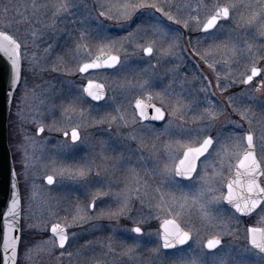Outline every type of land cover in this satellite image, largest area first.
<instances>
[{
  "label": "rangeland",
  "instance_id": "374dc122",
  "mask_svg": "<svg viewBox=\"0 0 264 264\" xmlns=\"http://www.w3.org/2000/svg\"><path fill=\"white\" fill-rule=\"evenodd\" d=\"M124 4L143 6L124 19ZM216 4L236 7L230 9L227 22L202 34L201 25L197 28L195 19L189 18L206 20ZM109 6L121 15L109 18ZM258 7L257 0H0V31L19 43L21 57V78L7 121L9 128L19 124L22 135V140L12 142L20 190L19 264H191L197 259L200 264H264V256L248 246L247 224L240 217L238 225L233 223L230 232L219 236L223 245L215 252L197 247L222 231V226L204 219L196 202L199 176L206 173L212 187L224 192L237 155L245 148L238 138L247 132L253 135L258 159L264 158V93L257 92L255 98L244 95L248 86L239 82L242 74L249 73L253 54L264 46L260 34L264 19L248 23ZM184 20H189V27H184ZM154 25L179 34L174 51L182 53V62L162 55L173 41L153 33ZM151 43L154 51L145 56L141 46ZM101 52L120 55L118 66L80 75V64ZM197 52L207 56V63ZM255 59L262 72L253 89L264 80V60ZM176 65L179 70L173 73ZM185 78L187 83L182 84ZM87 79L105 85L107 94L99 104L89 103L82 93ZM144 81L149 84L142 89L138 85ZM208 82L206 97L199 89ZM168 86L185 103L194 98L197 102L182 117L173 118L181 127L163 134L167 112L161 124L139 123L132 104ZM209 100L218 113L212 121L200 118ZM152 102L160 106L159 101ZM233 108L247 110L248 118L242 119ZM38 126L45 128L43 134L36 132ZM77 126L79 142L62 138V132ZM206 135L212 136L213 146L198 161L193 178L169 179L163 172L165 163H172L169 146L176 162L186 147ZM221 145L227 155L217 157ZM85 166L90 171L81 179L75 174ZM60 169L70 174L61 175ZM46 175H53L52 185L44 182ZM137 187L127 215L100 218L102 212L118 210V194ZM173 200L178 203L173 205ZM78 208L83 211L78 213ZM213 211L225 221L233 214L222 202ZM81 215L89 218L80 221ZM167 217L192 235L185 247L169 252L161 250L158 232L160 221ZM249 217L254 225L264 226V208ZM55 222L68 232L63 248L52 243L55 238L48 232ZM133 226L142 228V233L134 234ZM29 248L31 259L25 260Z\"/></svg>",
  "mask_w": 264,
  "mask_h": 264
},
{
  "label": "snow or ice",
  "instance_id": "6c2138e0",
  "mask_svg": "<svg viewBox=\"0 0 264 264\" xmlns=\"http://www.w3.org/2000/svg\"><path fill=\"white\" fill-rule=\"evenodd\" d=\"M257 4L259 5L258 11L252 12L251 18L248 20V23H251L252 20L259 17V19H264V0H257ZM143 5H136V4H124L122 5L123 9V16L124 19H129L132 14L136 11L137 8L142 7ZM153 7H156V5H152ZM236 7L232 4H225L221 6L220 4H216L213 6V12L209 15V17L206 20H199L196 18H189V19H195V23L197 28L200 27V25L203 26V30L205 32L214 29L217 27L218 22L222 18H228L230 15V9ZM249 8H252V5L248 6ZM157 10L161 11V9L157 8ZM109 18H112V15H115L116 17H119L121 15L120 11L114 12L112 10V7L109 6ZM168 15V18L173 20V16L169 13H165ZM101 16L106 15L104 11L100 12ZM175 23L180 24V20H176ZM184 27H189V20L183 21ZM152 32L155 34H159L164 39H170L173 41L172 44H170L169 48L167 50H164L162 55H172L175 56L178 60H181L182 62V53L176 52L174 49L176 47H179V44L177 43L179 40V34L175 33H169L166 28H164L161 25H154L152 27ZM261 35H264V28L261 29L260 32ZM132 33L129 34L128 39H131ZM12 44V41H10L6 37H0V53H7L9 56L12 55L10 45ZM154 43H151L149 46H141L143 47V51L149 55H151L154 51ZM78 48L82 47L80 45L77 46ZM250 48L252 46H249ZM200 56L202 60L207 63V56L201 55L199 52L196 53ZM233 55H235V49H233ZM259 56L261 60H264V46H261L259 52L253 54V60H252V66L250 68V74L244 73L241 75L239 82L241 84L247 85L248 88H246L244 95H248L251 93L252 98H255V94L257 92L264 93V80H262L257 87L254 89L252 88V84L254 82V77H257L261 75L262 70L257 68L255 66L256 59L255 57ZM120 62V57L117 55H103L97 56L95 59L91 60L90 62L86 64H82V66L79 67V72L82 74H86L89 72V70H95L99 69L102 66L112 67ZM209 68H213V64L208 65ZM179 65H176L171 71L173 73L178 72ZM206 80V78H205ZM219 80L220 77L217 75V87H219ZM187 83V79L182 82ZM149 84V81H144L140 85H138L140 88H147ZM210 82L205 83L199 91L204 93L205 96L210 93ZM104 88L105 85L95 83L92 80H89L87 83V86L83 87L82 93L86 94L88 97H91L94 100H100L104 97ZM173 97H176L175 101L173 102ZM148 102L145 103L141 99H136L134 110L135 112H138V116L141 118L142 121H165L166 120V112H167V123L164 125L162 132L163 134H169L174 128L181 127L180 125L176 124L174 117H182L186 110H189L192 106V104L196 103L197 101L195 98L189 102L185 103L181 98L180 94L176 93L172 90L171 86L166 87L162 92L151 94L147 97ZM153 100H157L160 103V106H156L154 103H152ZM229 100H232V97H229ZM167 105V107H165ZM208 107L204 108L201 111L200 118L201 119H208L210 121L215 120L218 113L215 111V106L212 104V102L208 101ZM153 110V115H148V110ZM233 111L237 112L242 119L248 118V112L247 110H242L238 108H233ZM81 115H83L81 113ZM115 119V118H113ZM251 123V121H249ZM211 127V125H208ZM78 127H73L71 130V140L72 141H78L81 139L80 134L78 132ZM61 129H58L60 131ZM37 132L40 134H43L45 132V128L43 126L37 127ZM64 135L67 136L68 133L65 130ZM244 139L247 141V150L244 152L242 158L237 155V158L239 159V164L237 167V171L235 173V179H232L227 182V194L225 195L222 187L221 188H215L212 187L211 181L207 174H203L199 176V188L197 192V198L196 202L200 204V208L203 212L204 219L210 223V224H218L222 226V231L219 232L217 237L213 239H209L207 241L206 245L197 244V247L200 248H208V249H214L218 245L221 244V240L219 238L220 235L227 234L230 232L231 225L233 223L239 224L240 215H250L253 213L254 210H256L258 207L264 208V158H261L260 160H257L255 152H254V145H253V135L249 133L246 137H239L238 141L242 142ZM261 150L264 152V136L261 138ZM67 141L61 142V146L63 147L64 144ZM213 146V138L211 136H206L202 138V143L200 144V147L198 148H189L187 151H184L182 153L183 158L179 159V164H175V159L178 157L174 155L171 151V146H169V156L168 159L172 161L171 164L165 163L163 172L164 174L171 180L177 181L176 178H184V179H192L193 173L197 172V160L203 156L205 153L209 151V148ZM227 155L225 153L224 146L221 145L219 151L216 152L217 157H224ZM223 159H221V163H223ZM27 166V165H25ZM90 171V169L85 166L83 168H80L76 172V176L83 179L87 176V173ZM65 173H69L68 169H60L59 174L64 175ZM14 174V173H13ZM70 174V173H69ZM47 183L51 185L53 183V175L46 176ZM137 185H139V180L136 181ZM134 191H139V188H131L125 191L123 194H118V198L121 200L120 206L118 210L112 211V212H102L101 217L107 216L108 218H111L113 216L118 215H127V210L129 209V204L132 197V193ZM219 193V194H217ZM98 195H103V193H97ZM95 197L93 198V203L90 205L93 209L95 208ZM222 201H226L227 204H229L233 209L234 212L231 216L227 217V220L219 219L217 214L213 211V209L218 208V206L221 204ZM173 205H176L178 202L176 200H173ZM184 203H187L186 201ZM83 209H77V212H82ZM3 216V234L0 235V244H2V251H0V264H19L18 259V241L20 240V237L16 235H12L9 237L8 235V221L9 218L12 222V228L15 232L16 228L19 227V222L17 220V217L20 216V205L19 202H13L9 201V206L6 210V213L2 214ZM89 217L86 216H79L78 219L80 221L86 220ZM67 227H71V225H66ZM134 232H141L142 228L139 226H136L132 229ZM51 233L54 235V237H58V244L60 248H63L65 246L66 241L69 239L68 234L65 232V227H62L59 224H53L51 227ZM247 233V240L248 242L254 247L258 248L261 251H264V227H249L246 229ZM160 239L162 240V244L164 248H174L177 245H185L187 244L191 239L192 235L189 231H186L179 222H177L176 219H165L163 221V232L160 235ZM52 243H56V240L54 239ZM11 253V256L8 255V253ZM32 250L26 249L24 252L23 258L25 260L31 259ZM191 264H200L199 260H192Z\"/></svg>",
  "mask_w": 264,
  "mask_h": 264
},
{
  "label": "water",
  "instance_id": "95a60500",
  "mask_svg": "<svg viewBox=\"0 0 264 264\" xmlns=\"http://www.w3.org/2000/svg\"><path fill=\"white\" fill-rule=\"evenodd\" d=\"M227 19L228 18H226V19L225 18H222L221 20H227ZM201 31L202 32H205L203 30V26L201 27ZM0 37H6L10 41H12V44L10 45V49H11L12 55L9 56L7 53H0V235H2L3 234V231H4V228H3L4 221H3L2 214L3 213H6V210H7L8 206H9V201H13V202H17L18 201L19 202V205H20V195H19V188H18L17 178H16V174H15L14 167H13L10 150H9V147H8V144H7V119H8V114H9V109H10V104H11V100H12L13 93H14V91H15L18 83H19V80H20V74H21V57H20L19 43L12 36H10L9 34H7L6 32L0 31ZM101 54H103V55L106 56V55H109L110 53H107V52L99 53L96 56H94L91 60L95 59L97 56H100ZM145 54L146 55H149L147 53H145ZM111 55H115V54H111ZM90 61H88V62H90ZM88 62H85L83 64H86ZM80 66H82V64ZM116 66H117V64L114 65V66H112V67L102 66L101 68L95 69V70L97 71V70L112 69V68H114ZM78 71H79V69H78ZM89 71H93V70H89ZM88 81L89 80H86V82L84 83L83 87L87 86ZM92 81H94L95 83L102 84L101 82H98L96 80H92ZM84 95L91 102H93V103H100L106 97V89L104 88V97H103V99H100V100H94L91 97H88L86 94H84ZM135 101L132 104L133 110H134V106H135ZM143 101L145 103L148 102V100H143ZM153 114H154L153 113V110L152 109H149L148 110V115L151 116ZM135 115L138 118L139 123L161 124L163 122V121H152V120L142 121L141 118L138 116V112H135ZM70 139H71V130H70ZM72 142H74V141H72ZM245 142H246V145H247L246 139H245ZM200 144H198L196 146L186 147L182 151V153L184 151H187L189 148H193V149L194 148H198V147H200ZM246 150H247V147L244 150V152ZM244 152H243V154H244ZM243 154H242V156H243ZM203 156H201L200 158H202ZM242 156H241V158H242ZM182 158H183V155L181 154V157L179 159H182ZM179 159L176 161L175 164H177V165L179 164ZM199 159L197 160V164H198ZM238 164H239V161L234 165L232 175L226 180V183H225V193H224L225 195L227 194V182L230 181V180H232V179H235V173L237 171ZM193 175H194V173H193ZM177 179L189 180V179H184V178H179V177ZM44 182L46 184H48L47 183V180H46V176L44 177ZM223 203L226 206L230 207L234 211V209L229 204H227L226 201H223ZM238 215H240V214H238ZM241 216H244V215H241ZM165 219H174V218H171V217L164 218V219H162L160 221V223L158 225L159 241H160V247H161V249L162 250H172V249H176V248H180V247L185 246L186 244L185 245H177L174 248H164L163 247L162 240L160 239V235L163 232V221ZM17 220H18V222L20 221V216L17 217ZM53 224H59V223H56V222L55 223H52L49 226V228H48V232L54 237V235L51 233V227H52ZM8 225H9V227H8L7 231H8L9 237H11L12 235H16V236L20 237V227L16 228V230L14 232L13 231V228H12V222H11V219L10 218H9V221H8ZM59 225H61V224H59ZM61 226L64 227L63 225H61ZM134 227H136V226H133L132 229ZM249 227H254V226H249ZM258 227H260V226H258ZM65 232L67 233L66 228H65ZM132 232L134 234H136V235H140L142 233V231L139 232V233L134 232V231H132ZM54 238L56 240L57 246L59 247L58 237H54ZM213 238H215V237H210V238L206 239L205 242H204V245L207 244V241L209 239H213ZM66 243H67V241H66ZM66 243H65V245H66ZM18 244H19V241H18ZM219 246L220 245H218L214 249H208L206 247H204V249L207 250V251H213V250L217 249ZM250 246L252 248H254L251 244H250ZM254 249L257 250V251H259L260 253L264 254V251H261L258 248H254ZM0 251H2V244H0ZM8 255L11 256V253L9 252ZM10 264H11V261H10Z\"/></svg>",
  "mask_w": 264,
  "mask_h": 264
},
{
  "label": "flooded vegetation",
  "instance_id": "af4514ba",
  "mask_svg": "<svg viewBox=\"0 0 264 264\" xmlns=\"http://www.w3.org/2000/svg\"><path fill=\"white\" fill-rule=\"evenodd\" d=\"M221 6H223V5H221ZM209 17V16H208ZM207 17V18H208ZM229 18H230V15H229V17H228V19L227 20H221V21H219L218 22V24H217V27L220 25V24H222V23H225V22H227L228 20H229ZM201 27H202V25H201ZM201 27H200V32L202 33V34H206V33H210L211 31H213L214 29H211V30H209V31H207V32H202L201 31ZM216 27V28H217ZM101 53H103V52H101ZM107 53H110V54H115V55H117V56H119L120 57V55H118V54H116V53H112V52H107ZM142 53L145 55V56H149V55H146L145 53H144V51H143V49H142ZM99 54V53H98ZM97 55V54H96ZM96 55H94V56H96ZM93 56V57H94ZM92 57V58H93ZM91 58V59H92ZM90 59V60H91ZM121 59V58H120ZM90 60H88V61H90ZM88 61H85V62H88ZM85 62H83V63H85ZM83 63H81V64H83ZM80 64V65H81ZM119 64V63H118ZM118 64H117V66H118ZM116 66V67H117ZM116 67H114V68H112V69H106V71L107 70H113V69H115ZM257 68H259V69H261L259 66H256ZM78 69H79V67H78ZM98 71H104V70H93V71H89L88 73H86V74H89V73H93V72H98ZM78 73L80 74V75H85V74H81L79 71H78ZM248 74H250V70H249V73ZM260 76V75H259ZM259 76H257V77H254V79H256V78H258ZM20 78H21V74H20ZM87 80H93V79H87ZM85 82H86V80H85ZM84 82V83H85ZM260 83V82H259ZM84 85V84H83ZM241 86H247V85H244V84H241ZM238 88H240L239 86H237ZM17 88V87H16ZM235 88H236V86H235ZM234 88V89H235ZM82 89H83V87H82ZM16 90V89H15ZM106 94H107V92H106ZM14 95V94H13ZM84 95V94H83ZM85 96V95H84ZM85 98L87 99V101L89 102V103H91V104H99V103H93V102H91L86 96H85ZM154 103V102H153ZM157 105V104H156ZM158 106V105H157ZM13 117V116H12ZM13 119V118H12ZM163 123V122H162ZM149 124H152V123H149ZM156 125H158V124H156ZM20 125L19 124H17V123H14V124H10V128L7 126V142H8V147H9V150H10V154H11V159H12V163H13V167H14V170H15V173H16V178H17V182H18V176H17V174H18V172L16 171V168L17 167H15V164H14V159H16V155H17V153H15L14 152V148H13V145H12V142L13 141H16L17 139H20V140H22V135H21V132H20ZM39 127V126H38ZM73 128V127H72ZM72 128H70V129H68L67 130V133H68V135L67 136H65L64 135V132H62V134H61V136H62V138H67L68 139V141L70 142V143H72V144H74V143H77V142H79L80 140H78V141H75V142H72L71 141V139H70V130H72ZM78 130V132H79V134H80V137H81V132H80V130L79 129H77ZM36 132H37V129H36ZM38 133V132H37ZM250 132H247L245 135H244V137L247 135V134H249ZM39 134V133H38ZM206 136H211V135H206ZM205 136V137H206ZM212 137V136H211ZM21 142V141H20ZM201 142H202V140H201ZM200 142V143H201ZM213 142H214V140H213ZM200 143H198V144H200ZM244 143H245V148H244V150L246 149V147H247V145H246V142H245V139H244ZM198 144H196V145H198ZM196 145H193V146H196ZM253 145H254V142H253ZM190 147V146H189ZM211 148L212 147H210L209 148V151L207 152V153H209L210 151H211ZM213 150V149H212ZM244 150L241 152V154L239 155V157L241 158V156H242V154H243V152H244ZM254 152H255V155H256V158H257V160H259L258 159V157H257V154H256V149H255V146H254ZM207 153L203 156V157H205L206 155H207ZM20 154V153H19ZM21 155H22V153H21ZM14 156V157H13ZM202 157V158H203ZM201 159V158H200ZM199 159V160H200ZM177 161V160H176ZM239 161V159H237L236 161H235V163L233 164V167H232V172H233V168H234V165L237 163ZM176 163V162H175ZM232 172H231V175H232ZM230 175V176H231ZM229 176V177H230ZM228 177V178H229ZM225 183H226V181H225ZM20 191V190H19ZM224 193H225V184H224ZM222 203H223V201H222ZM224 204V203H223ZM225 205V204H224ZM226 206V205H225ZM227 208H229L230 210H232L230 207H228V206H226ZM257 209H259V207L257 208ZM256 209V210H257ZM255 210V211H256ZM233 211V210H232ZM254 211V212H255ZM234 212V211H233ZM253 212V213H254ZM253 213H251V214H253ZM251 214L250 215H246V216H241V215H238V214H236L237 216H239L240 218H242V219H244L245 221H246V224H247V226H246V229L249 227V226H254V227H258V226H260V227H263V225H254L255 224V222H252L251 221V218L249 217V216H251ZM172 218V217H171ZM250 218V219H249ZM159 232V231H158ZM68 233V232H67ZM210 238V237H209ZM208 239V238H207ZM220 240H221V244H220V246L217 248V249H219L222 245H223V240L220 238ZM246 241H247V244H248V246L250 247V248H252L251 246H250V244H249V242H248V240H247V233H246ZM190 242V241H189ZM204 242H205V240H204ZM204 242H203V245H204ZM67 244V243H66ZM188 244V243H187ZM186 244V245H187ZM185 245V246H186ZM159 246H160V241H159ZM185 246H183V247H185ZM183 247H180V248H183ZM161 248V247H160ZM180 248H176V249H180ZM176 249H172V250H163V251H165V252H169V251H174V250H176ZM204 249V248H203ZM217 249H215V250H213V251H207V250H205L204 249V251L205 252H208V253H213V252H215ZM255 252H257V253H259V254H261V255H263L264 256V254H262V253H260L259 251H257V250H255L254 248H252ZM162 250V249H161Z\"/></svg>",
  "mask_w": 264,
  "mask_h": 264
},
{
  "label": "bare ground",
  "instance_id": "6f19581e",
  "mask_svg": "<svg viewBox=\"0 0 264 264\" xmlns=\"http://www.w3.org/2000/svg\"><path fill=\"white\" fill-rule=\"evenodd\" d=\"M207 19V18H206ZM19 48H20V46H19ZM191 86V85H190ZM188 94V93H187ZM153 124V123H152ZM7 144H8V142H7ZM46 176H48V175H46ZM53 182H54V178H53ZM18 183V182H17ZM53 184V183H52ZM51 184V185H52ZM18 186H19V183H18ZM68 241V240H67Z\"/></svg>",
  "mask_w": 264,
  "mask_h": 264
}]
</instances>
